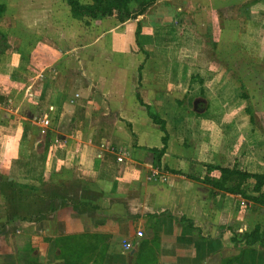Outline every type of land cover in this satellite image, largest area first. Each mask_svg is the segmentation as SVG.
<instances>
[{
  "label": "crops",
  "instance_id": "obj_1",
  "mask_svg": "<svg viewBox=\"0 0 264 264\" xmlns=\"http://www.w3.org/2000/svg\"><path fill=\"white\" fill-rule=\"evenodd\" d=\"M63 2L33 27L0 19V264H79L82 249L87 264H257L234 238L264 229V205L204 180L264 175V0H160L138 40L137 20ZM193 36L200 53L182 51ZM138 94L167 122L161 169L166 134Z\"/></svg>",
  "mask_w": 264,
  "mask_h": 264
},
{
  "label": "trees",
  "instance_id": "obj_2",
  "mask_svg": "<svg viewBox=\"0 0 264 264\" xmlns=\"http://www.w3.org/2000/svg\"><path fill=\"white\" fill-rule=\"evenodd\" d=\"M70 8L71 14L76 19L89 17L92 19L102 17L116 16L120 22H125L130 19L137 20L138 28L136 32L137 40L141 33V17L152 7H154L160 0H90V3L84 4L80 0H63ZM139 44V41H138ZM10 49L7 36L0 30V60L3 58L7 51ZM245 98V95H244ZM247 98V97H246ZM138 100L140 104L145 106L148 110V115L152 121L160 126L165 137L163 138L164 147L161 150H153L156 159L158 160V169H161L160 159L164 155L168 145V135L166 133L167 122L160 118L159 114L154 113L150 106L146 105L138 94ZM217 169L221 173V179L219 182H211L204 180L208 184L218 188L229 194H239L244 199L249 200L255 204L264 205V175L249 174L237 169H229L222 167L208 166V170ZM255 180V185L251 191L256 195H249L247 191L243 189L244 184L250 185L251 180ZM190 226H192L190 224ZM235 244L239 241L243 245L252 247L254 245H264V229L261 226H257L251 233H245L237 235L234 238Z\"/></svg>",
  "mask_w": 264,
  "mask_h": 264
},
{
  "label": "rangeland",
  "instance_id": "obj_3",
  "mask_svg": "<svg viewBox=\"0 0 264 264\" xmlns=\"http://www.w3.org/2000/svg\"><path fill=\"white\" fill-rule=\"evenodd\" d=\"M45 1L46 0H0V19L1 18L3 19L4 16H5V18H7L4 21L2 20L1 23L4 24L5 27L8 26V23H9L8 16L11 14L13 16L15 15L14 19L12 20V25H16L18 23V29L20 27H23V26H24V28L27 27L26 26L27 21H25V23L24 22H20L19 18H21L22 20H25V18L28 19L29 20L28 21V24H29L28 26L29 27H33L34 26V22H35L36 25H40L41 20L44 18V17H41V14L43 15L44 13H42V11L40 10V7L46 4ZM63 4L65 5L64 2H63ZM65 10H66L65 7H61L59 12H64L65 13ZM32 12H37L38 16H36V17H38V18L32 19V17H33L32 16ZM19 24H20V26H19ZM35 34L36 33H32L31 34V32L30 33L28 32V36H24V39H25V42H26V46H28L30 49H32L31 47H33L34 45H36L39 42V40L36 39ZM170 37H172V35L168 36V38H170ZM196 37L193 36V38H191L190 40L181 39L180 40L181 43L184 44V46L182 47V51H184V52L187 51L188 45L191 46L193 44L194 47L197 48V50L195 52L200 53L201 45L199 44V40H201V39L197 40ZM196 40L198 41L197 43H196ZM187 41L189 42V44L186 46ZM37 46L40 47V44L37 45ZM36 47L34 49H37ZM183 55H184V53H183ZM230 57L231 56H230V54H229V52H228V50L226 48L225 58L227 59V58H230ZM244 60L246 62H248V64H249V60L247 59V57L243 56V54H242L241 55V64H242L241 75L244 78H246L247 76L245 75V73H247V72L245 70H243L244 69V64H245ZM245 69L247 70L248 68H245ZM243 211H245V209H243V204H242V205H240V212H243ZM243 213H245V212H243ZM143 232H144V230H143ZM121 244L125 248L126 242L123 241ZM102 246H103V250H104L105 248L109 247V244L102 243ZM248 248L249 247L243 245V243H240V245L238 247V249H239V251H241L242 255H244L245 253H247L249 251L253 250L254 252H256V250H257L258 253H256L257 257H255V262L257 264H264V248L251 247L252 250H247ZM238 249H236V251H238ZM84 252H86V251H83V249H82L81 253L79 255H77V256L80 257L79 260H78L79 264H87L88 260H87V256L85 254H83ZM232 255H233L232 252L231 253L227 252V254H226V256H232ZM8 260H9V258H7V262H8ZM64 260H65V263H66L67 262L66 258H64ZM100 264H104V259L103 260L100 259ZM245 264H248L247 260L245 261Z\"/></svg>",
  "mask_w": 264,
  "mask_h": 264
},
{
  "label": "built area",
  "instance_id": "obj_4",
  "mask_svg": "<svg viewBox=\"0 0 264 264\" xmlns=\"http://www.w3.org/2000/svg\"><path fill=\"white\" fill-rule=\"evenodd\" d=\"M44 124L45 125H48L49 124V121L44 120ZM123 160H124V158L122 156L118 158V161L119 162H123ZM137 236L141 238V237L144 236V234H143V232L139 231L137 233ZM132 247H133V245L130 242H126L125 249L130 250V249H132Z\"/></svg>",
  "mask_w": 264,
  "mask_h": 264
}]
</instances>
